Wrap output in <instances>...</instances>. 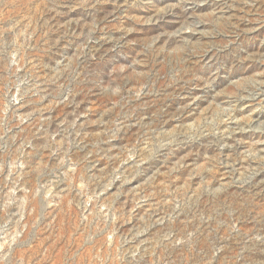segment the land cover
I'll return each mask as SVG.
<instances>
[{
  "label": "rangeland",
  "instance_id": "obj_1",
  "mask_svg": "<svg viewBox=\"0 0 264 264\" xmlns=\"http://www.w3.org/2000/svg\"><path fill=\"white\" fill-rule=\"evenodd\" d=\"M0 264H264V0H0Z\"/></svg>",
  "mask_w": 264,
  "mask_h": 264
}]
</instances>
